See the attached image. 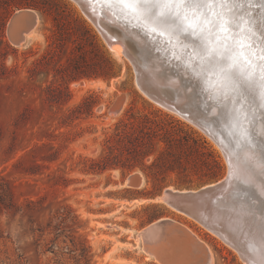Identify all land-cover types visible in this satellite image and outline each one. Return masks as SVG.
Here are the masks:
<instances>
[{
    "label": "rangeland",
    "instance_id": "obj_1",
    "mask_svg": "<svg viewBox=\"0 0 264 264\" xmlns=\"http://www.w3.org/2000/svg\"><path fill=\"white\" fill-rule=\"evenodd\" d=\"M15 1L0 0V264H173L171 245L170 251L165 249L170 252L167 255L161 249L151 250L138 236L141 229L161 217L193 231L211 251L210 264H246L218 236L157 200L166 187L197 188L224 176L227 161L214 140L188 119L143 94L135 83L130 60L124 53L117 55L109 48L75 1L46 0L49 12L16 7ZM238 7L225 31H218L221 22L206 7L188 10L190 21L184 24L187 30L179 32L170 22L153 24L142 17L123 11L122 14L135 30L155 44L166 41L168 46H176L183 55L196 60L198 68L203 69L201 87L208 88L224 69L238 81L239 85L232 84L234 89L222 83L219 93L205 95L207 104L219 103L227 110L239 101L245 111L259 110L260 115L255 116L263 122L264 96L258 87L264 65V59H260L264 56V0H244L243 6ZM22 8L35 11V21L30 22L34 23V32L13 43L7 25ZM219 9L215 11L220 12ZM241 14H247L244 18L249 21L244 26L238 25ZM110 69L114 75H100ZM79 72L80 78L70 79ZM94 72L99 75L88 76ZM248 74L252 75L250 80ZM90 92L96 94L95 105L87 111L83 109L77 118L68 116L70 108ZM127 111L140 117L146 113L161 126L150 135L153 152L143 159L149 165L157 157L158 164L145 167L144 171L139 166L129 171L120 166L101 173L87 171L90 160L102 155L118 162H126L132 153L138 157L140 146L135 141L140 138L136 133L127 139L117 136L108 146L104 142ZM255 127L252 125L253 133ZM143 138L149 137L145 134ZM238 139L240 145L257 146L253 138ZM263 150L261 147L264 155ZM257 160V170L261 168L264 173V161L259 157ZM163 164L171 169H159ZM129 177L135 179V184L126 183ZM259 200H254V209L261 221L264 199L261 203ZM150 203L158 206L146 207ZM259 239L264 247V238ZM203 258L195 264H203Z\"/></svg>",
    "mask_w": 264,
    "mask_h": 264
},
{
    "label": "water",
    "instance_id": "obj_2",
    "mask_svg": "<svg viewBox=\"0 0 264 264\" xmlns=\"http://www.w3.org/2000/svg\"><path fill=\"white\" fill-rule=\"evenodd\" d=\"M73 1L78 4L82 13L85 16L87 15L98 26L97 28L102 33L101 35L106 43L110 44L113 42L114 38L108 34V30L106 31L109 26L99 17L96 20L97 22L93 19L96 17L95 11L97 10L95 9L94 13L88 12L87 9L90 10L91 0ZM111 4L121 15L120 21L126 32L121 30L120 33L127 36L126 44L132 50L133 55L130 57L136 66L133 65L132 61L130 62L135 82H137L139 88L142 90L141 92L152 101L159 102L161 106L172 111L176 110L182 116L194 120L220 145L219 140L221 139L218 136L221 134H217L216 131L206 127V122H211L215 118L211 114L213 110L219 111L225 109L220 105L218 106V104L216 106L212 103L207 104V101L203 98L205 95L211 97L219 93L218 87L222 83L234 89L232 83L228 82L227 77L224 75L226 71L221 70L220 75L217 74V78L212 80L209 86H207L209 89L201 87L199 80L203 74V69L198 68L196 60L183 55L176 46H168L166 41V44H155L154 40L139 33L140 31L135 30L133 25L125 19L120 5ZM95 5L97 6V3ZM99 11H102V9H99ZM24 30L25 27H22L18 32L20 39ZM133 47L134 49H132ZM199 61L202 62L201 60ZM190 100L189 104H184ZM198 111L200 114L195 115L194 113ZM220 146H223V141ZM228 152H230L229 148ZM233 154L235 156L238 153ZM242 156L243 154L238 155V158L241 159L240 163L237 162L236 158L231 160V162L227 161L226 178L215 186L207 188L199 187L195 192H178L165 188L162 190L160 196L170 205L176 203L178 199L184 200L188 199V197L194 202L204 196L209 198V200H213L211 205H213L215 213L219 212L223 214L224 212L229 214L226 222L222 223V229H216L220 234L222 233L221 236H223L224 242L232 244L231 247L237 250L239 255L246 260L247 264H264V247L259 239L262 234V224L259 218L260 215H257L254 209V200L259 198L258 203H261L262 199H264V193L260 190L261 184L262 186L264 185V173L261 168L256 170V167H253V164H251L252 162L247 163ZM240 165L242 166V172ZM231 184H236V188L231 186ZM245 201L249 202L250 205L253 204V208L245 207ZM175 228L179 227L175 226Z\"/></svg>",
    "mask_w": 264,
    "mask_h": 264
},
{
    "label": "bare ground",
    "instance_id": "obj_3",
    "mask_svg": "<svg viewBox=\"0 0 264 264\" xmlns=\"http://www.w3.org/2000/svg\"><path fill=\"white\" fill-rule=\"evenodd\" d=\"M252 1V0H250ZM261 2V1H260ZM97 3V6L95 5ZM247 4V3H246ZM250 4V3H249ZM248 4V5H249ZM254 4V2L252 3ZM78 5V4H77ZM247 5V6H248ZM256 5V4H255ZM259 5V4H258ZM243 6V4H242ZM257 6V5H256ZM219 7V6H218ZM217 7V9H218ZM250 7V6H249ZM248 7V8H249ZM253 7V6H252ZM261 7V6H259ZM90 10H88V12H93L94 13V10L96 9L97 11H95V16L93 19L96 21L97 18H101L106 24L107 26H109L106 31L108 30V34L114 38L113 42H111L110 44H108L109 48L114 51V53H116L117 55H120L122 53L125 54V56L130 59V61H132L133 65L136 66L133 62V59L130 57L132 54V50L131 48H129V46L126 44V40H127V36L125 34L122 35V33H120V31H124L126 32L125 28L123 27V25L121 24V21H120V13L118 12V10L116 11L115 7L108 2V0H91V3H90ZM220 8V7H219ZM99 9H102V11H99ZM206 9V8H205ZM208 9V8H207ZM215 9V10H217ZM235 9V8H234ZM233 9V10H234ZM239 9V7H238ZM238 9H235L238 11ZM242 10V8H240ZM246 9V8H245ZM244 9V11H245ZM251 9V8H250ZM258 9L255 8V10ZM260 9V8H259ZM199 10V9H198ZM253 10V9H252ZM99 11V12H98ZM192 11V10H191ZM202 11V9H201ZM220 11V9H219ZM243 11V12H244ZM254 11V10H253ZM242 12V11H241ZM240 12V13H241ZM246 12V11H245ZM262 12V11H261ZM199 13V12H198ZM202 13V12H201ZM206 13V10L205 12ZM203 13V14H204ZM219 13V12H217ZM235 13V11H234ZM238 13V12H237ZM200 14V13H199ZM207 14V13H206ZM248 14V12H247ZM246 14V15H247ZM256 14V13H255ZM205 15V14H204ZM203 15V16H204ZM210 15V14H209ZM245 15V16H246ZM254 15V14H253ZM258 15V14H257ZM255 15V16H257ZM262 15V14H261ZM236 16V15H235ZM86 17L94 24V26L97 28L98 26H96V24L93 22V20H91L87 15ZM191 17V16H190ZM194 17V16H193ZM202 17V16H200ZM198 17V18H200ZM234 17V16H233ZM232 17V18H233ZM247 17V16H246ZM245 17V18H246ZM264 17V16H263ZM35 18H36V13L34 10L32 9H19L17 10L10 18L9 22H8V25H7V32H8V35H9V38L11 40V42L13 43H19L22 39H24V37H29L33 34L34 32V23H30V22H34L35 21ZM98 18V19H99ZM206 18H209V16H207ZM213 18V17H212ZM215 18V17H214ZM218 18V17H217ZM236 18V17H235ZM249 18V17H248ZM253 18V17H252ZM258 18V17H257ZM194 19V18H193ZM202 19V18H201ZM216 19V18H215ZM250 19V18H249ZM248 19V20H249ZM261 19V18H260ZM212 20V19H210ZM190 21V20H189ZM194 21V20H192ZM203 21V20H202ZM206 21V20H205ZM208 21V19H207ZM213 21V20H212ZM247 21V20H246ZM253 20H251L252 22ZM97 22V21H96ZM195 22V21H194ZM221 22V21H220ZM238 22V21H237ZM236 22V23H237ZM249 22V21H247ZM261 22V21H260ZM263 22V21H262ZM201 23V26L202 25V22L200 21ZM209 23V22H208ZM217 23V21H216ZM235 23V25H236ZM256 23V22H255ZM36 24V23H35ZM213 24V23H212ZM233 24V23H232ZM231 24V25H232ZM258 24V23H256ZM230 25V23H229ZM239 25V23H238ZM245 25V24H244ZM243 25V26H244ZM253 25V24H252ZM200 26V25H199ZM200 26V27H201ZM207 26V25H206ZM205 26V27H206ZM216 26V25H215ZM219 26V25H217ZM237 26V25H236ZM241 26V25H240ZM263 26V25H262ZM22 27H25V30L23 31V34H22V38L20 39V35L18 34L19 30L22 28ZM204 27V26H203ZM209 27V26H208ZM232 27V26H231ZM257 28V26H255ZM259 29L261 27L258 26ZM191 28V27H190ZM215 28V27H214ZM236 28V27H235ZM234 28V29H235ZM238 28V27H237ZM243 28V27H242ZM98 29V28H97ZM101 29V28H100ZM204 29V28H203ZM206 29V28H205ZM209 29H212V28H209ZM216 29V28H215ZM258 29V28H257ZM258 29V30H259ZM214 30V29H213ZM239 30V28H238ZM237 30V31H238ZM257 30V31H258ZM98 31L100 32V30L98 29ZM102 31V30H101ZM197 31V30H196ZM206 31V30H205ZM210 31V30H209ZM212 31V30H211ZM228 31V29H227ZM226 31V32H227ZM261 31L264 33V31L261 29ZM179 32V31H178ZM218 32V31H216ZM240 32V31H239ZM260 32V31H259ZM261 32V36H263V33ZM208 33V32H207ZM225 33V32H224ZM228 33V32H227ZM241 33V32H240ZM246 33V32H245ZM244 33V34H245ZM252 33V32H251ZM100 34H102L100 32ZM182 34V33H181ZM216 34H219V33H216ZM221 34V33H220ZM219 34V35H220ZM233 34V33H232ZM243 34V33H242ZM249 34V33H248ZM105 35V34H104ZM187 35V34H186ZM234 35V34H233ZM239 35V34H238ZM241 35V34H240ZM102 36V35H101ZM229 36V34H228ZM232 36V35H231ZM235 36V35H234ZM242 36V35H241ZM251 36V35H250ZM236 37V36H235ZM257 37V35H256ZM264 37V36H263ZM189 38V37H188ZM226 38V37H225ZM242 38V37H241ZM249 38V37H248ZM252 38V37H251ZM258 38V37H257ZM224 39V38H223ZM228 39V38H227ZM244 39H247V38H244ZM260 39V38H259ZM218 40V39H217ZM225 40V39H224ZM229 40V39H228ZM249 40V39H248ZM221 41V40H220ZM242 41V40H240ZM245 41V40H244ZM252 41V40H251ZM260 41V40H258ZM262 41V40H261ZM229 42V41H228ZM234 42V41H232ZM238 42V41H237ZM223 43V42H222ZM231 43V42H230ZM247 43V42H246ZM213 44V43H212ZM217 44V42H216ZM221 44V43H220ZM226 44V43H225ZM232 44V43H231ZM230 44V45H231ZM244 44V43H242ZM241 44V45H242ZM257 44V43H256ZM262 44V43H261ZM252 45V43H251ZM222 45H220L221 47ZM247 46V45H245ZM132 47V45H131ZM200 47V46H199ZM217 47V46H216ZM219 47V46H218ZM226 47V46H225ZM236 47V46H234ZM244 47V45H243ZM248 47V46H247ZM264 47V46H263ZM233 48V47H232ZM231 48V49H232ZM259 48H260V45H259ZM134 49V47L132 48ZM223 49V48H222ZM236 48H234L233 50H235ZM245 49V48H244ZM240 50H241V47H240ZM204 51V50H203ZM246 51V50H245ZM223 52V51H222ZM232 52V51H231ZM238 52V50H237ZM235 53V52H234ZM245 53V52H244ZM243 53V54H244ZM247 53V52H246ZM233 54V53H232ZM257 54V53H256ZM264 54V53H263ZM225 55V54H224ZM235 55V54H234ZM241 55V54H240ZM259 55V54H258ZM230 56V55H229ZM236 56V55H235ZM247 56V55H246ZM130 57V58H129ZM224 57V56H223ZM120 58V57H119ZM246 58V57H245ZM248 58V57H247ZM233 59H234V56H233ZM243 59V58H242ZM256 59V58H255ZM261 59V58H260ZM230 60V59H229ZM232 60V59H231ZM243 61V60H242ZM232 61H230L231 63ZM264 62V61H263ZM229 63V64H230ZM238 63L240 64V62L238 61ZM256 63V62H255ZM224 64V63H223ZM227 64V63H226ZM232 64V63H231ZM249 64V63H248ZM235 65V64H234ZM232 65V66H234ZM252 65V64H250ZM224 66V65H222ZM231 66V65H230ZM231 66V67H232ZM241 66V65H239ZM243 66V65H242ZM245 66V64H244ZM256 66V65H255ZM260 66V65H259ZM262 66V65H261ZM264 66V65H263ZM246 67V66H245ZM251 68L253 66H250ZM228 68V67H227ZM237 68V67H236ZM250 68V70H252ZM254 68V67H253ZM232 69H235V68H232ZM242 69V68H241ZM249 69V68H248ZM247 69V70H248ZM260 69V68H259ZM226 70V69H224ZM237 70V69H236ZM245 70V69H244ZM228 71V70H227ZM231 71V70H230ZM233 71V70H232ZM257 71V70H255ZM261 72V71H260ZM234 73V72H233ZM241 73V72H240ZM249 73V71H248ZM251 73V72H250ZM254 73V72H253ZM252 73V74H253ZM247 74V73H246ZM225 77H227V81L228 82H231L233 85H239L238 84V81H236L230 73H227L225 72L224 73ZM238 75V74H237ZM236 75V76H237ZM258 76V75H257ZM243 77V76H242ZM248 77H249V74H248ZM254 77V75H253ZM255 78H257L255 76ZM234 79V80H233ZM245 79V78H243ZM254 79V78H253ZM252 79V80H253ZM259 79V78H258ZM250 80V79H249ZM249 80H247L249 82ZM246 81V80H245ZM254 81V80H253ZM252 81V82H253ZM258 81V80H257ZM251 82V83H252ZM256 82V81H254ZM137 87L139 88L137 82H135ZM260 83V81H259ZM248 84V83H247ZM250 84V83H249ZM255 84V83H254ZM252 85V84H251ZM256 85V84H255ZM257 85H258V82H257ZM256 85V87H258ZM247 86V85H246ZM245 86V87H246ZM224 87V86H223ZM248 87V86H247ZM235 88V87H234ZM242 88V87H241ZM251 88L248 87V89ZM260 88V87H258ZM257 88V89H258ZM140 89V88H139ZM237 90V89H236ZM252 90V88H251ZM140 91H142L140 89ZM241 91V90H240ZM247 91V90H246ZM253 91V90H252ZM242 92V91H241ZM251 92V91H250ZM249 92V93H250ZM228 93V92H227ZM225 93V94H227ZM233 93V92H232ZM246 95V94H244ZM248 95V94H247ZM230 96V95H229ZM264 96V95H263ZM231 97V96H230ZM238 97V95H237ZM243 97V96H241ZM252 97V96H251ZM254 97H256L254 95ZM253 98V97H252ZM257 98V97H256ZM264 98V97H263ZM233 99V98H232ZM238 99V98H237ZM254 99V98H253ZM260 99V98H259ZM244 100H245V97H244ZM247 100V99H246ZM256 100V99H255ZM183 101V100H181ZM180 101V102H181ZM216 101V100H215ZM250 101V100H248ZM179 102V103H180ZM191 102L188 101L187 103H184V104H189ZM217 102V101H216ZM215 102V103H216ZM223 102V101H222ZM254 102V101H253ZM159 103V102H157ZM214 103V102H213ZM258 103V102H257ZM219 104V103H218ZM225 104V103H224ZM242 103H240L239 101H234L233 102V105L227 109V110H213L211 113L215 118L211 120V122H206V127H209L211 130L213 131H216L217 134H221L219 135L218 137L223 141V146H220L222 145V141L219 140L221 143L220 145L215 142H214L221 148L225 158H226V161H229L231 162V160L235 159L237 160L238 163L241 162V159L238 158V155L239 154H243V158L247 161V163H250L252 162L251 164H253V167H256V170H257V167L259 165L258 163V160H257V157L260 158L261 161H264V155H263V152L261 151V147H264V130H262L263 128V122L260 120L262 118H257L259 115L257 114V111L256 109L252 110L251 111H245V109L242 108ZM253 104V103H252ZM259 104V103H258ZM263 106H264V103H262ZM159 105H161L159 103ZM183 105V104H182ZM254 105V104H253ZM215 106V105H214ZM225 106V105H224ZM227 106V104H226ZM245 106V105H244ZM258 106V105H257ZM262 106V107H263ZM176 108V107H175ZM247 108V107H246ZM255 108V107H254ZM261 108V106L259 107L258 106V109ZM195 110V109H194ZM172 111V110H171ZM173 112L175 113H178L180 114V112H176V110H174ZM195 115L197 114H200V112L198 111L197 113H194ZM257 114V117L255 116ZM264 114V113H263ZM182 116V114H180ZM184 118H186L185 116H183ZM188 119L189 121H191L192 123H194L196 126H198L200 129H202L199 124H197L196 122H194V120H191L189 118H186ZM258 121L256 122L255 124H252L251 122L252 121ZM264 120V118H263ZM201 125V124H200ZM252 125H256L255 127V131L256 133H253V130H252ZM205 127V126H204ZM203 130V129H202ZM204 131V130H203ZM205 132V131H204ZM206 133V132H205ZM209 135V134H208ZM222 136V137H221ZM248 137V138H253V141H254V144H256V148L252 145H249V144H246V145H240V141L238 138L240 137ZM227 146V148H226ZM228 148L230 149V152H228ZM264 151V150H263ZM236 152L238 154H236ZM235 153L236 155L234 156ZM240 160V161H238ZM245 162V161H243ZM241 166V165H240ZM242 166H241V172H242ZM246 172V171H245ZM226 174V172H225ZM224 174L223 177H221L220 179H217L215 181H212V182H209L207 184H204V185H201L199 187H203V188H207V187H211V186H215L216 184H219L221 183L226 177V175ZM235 174V173H234ZM236 176V174H235ZM229 179V177H228ZM128 185H132V184H135V179L133 177H129L128 181L126 182ZM231 186H233L234 188H236V184H231ZM199 187L197 188H173V187H166L172 191H180V192H187V191H191V192H195ZM260 190L263 191L264 193V187L263 186H260ZM262 193V194H263ZM190 197H188V199H184V200H176V203H172V205L168 204L167 202H165L162 198V196H158L157 197V200H161V201H164L168 206H170L172 209L182 213V214H185L186 216L194 219L196 222H198L199 224H201L203 227H205L207 230H209L210 232H212L213 234H215L216 236H218L223 242L225 240H223V236L222 233L220 234L216 229L220 230L222 229V223L226 222V220L229 218V214L228 213H224L221 214L219 212L215 213V211H213V205H211L213 203V200H209V198H206V196L200 198V200L198 201H192L189 199ZM189 200V201H188ZM244 205L245 207H249L251 206L253 208V204L250 205L249 202H244ZM216 206V205H215ZM218 207V206H217ZM261 215H264V210L261 211ZM169 218L167 217H161V218H158L154 221H152L151 223H149L147 226H145L143 229L140 230V232L138 233V236L140 238H142L144 244L148 247H150L151 250H153L152 248H157V249H161L162 252L164 253L165 249H168L169 245H171L173 252H167V250L165 251L167 255H169V253L172 255L171 257L173 258V264H195L196 262H198L199 258H202L204 257L202 260L205 262V264H210L212 263L211 262V251L209 249H206L204 247V245L201 243V241H199V239L192 233L193 231H191V233L189 231H187L186 227L185 229L182 228L181 226L175 224V223H172L170 221ZM172 220V219H171ZM222 220H224L222 222ZM177 223V222H176ZM261 223L263 224L262 225V234H261V237L264 238V219L261 220ZM159 224V225H157ZM175 226H178L179 228H175ZM204 243V242H203ZM226 244H228L230 247L232 244H229L228 242H225ZM261 243H263L261 241ZM170 248V247H169ZM233 248V247H232ZM234 250H236L235 248H233ZM144 250L145 247H144ZM164 250V251H163ZM210 251V252H209ZM237 251V250H236ZM148 252V251H147ZM159 252V251H158ZM211 254L210 256L208 255L209 253ZM152 253V252H151ZM162 253V255H163ZM238 253V252H237ZM158 254V253H157ZM239 254V253H238ZM154 256V255H153ZM164 256V255H163ZM209 256V258H208ZM240 256V255H239ZM166 257V256H164ZM168 257V256H167ZM166 257V258H167ZM241 257V256H240ZM264 257V256H263ZM161 258V257H160ZM170 258V257H169ZM167 258V259H169ZM242 258V257H241ZM245 263L247 264L246 260L244 258H242ZM247 259V258H246ZM202 260L200 259V261L202 262ZM264 260V258H263ZM165 261V260H164ZM168 261V260H167ZM203 262V264H204ZM171 263V262H170ZM200 263V262H199Z\"/></svg>",
    "mask_w": 264,
    "mask_h": 264
},
{
    "label": "trees",
    "instance_id": "obj_4",
    "mask_svg": "<svg viewBox=\"0 0 264 264\" xmlns=\"http://www.w3.org/2000/svg\"><path fill=\"white\" fill-rule=\"evenodd\" d=\"M14 6L30 7V8L38 9L43 12H49V8L46 3V0H16L14 2ZM54 21H56V18H54ZM58 24L59 23H56V25ZM82 27L85 31L89 32L88 27L84 25V23H82ZM62 35L63 34H60V36ZM109 62L111 64H114V62L111 60ZM114 74L115 72H113L110 69V70H105L100 75L106 78H109L110 76ZM97 75H99L97 72L88 74L89 77L97 76ZM81 76H82L81 72H79L77 75L76 74L72 75L70 79H78ZM96 101H97L96 94L93 92H90L87 96H84L77 104H75L72 108H70L68 116L70 117L72 116L71 118L79 117L82 113H84L83 109H86V111L87 109L88 110L91 109L95 105ZM128 111L125 113L124 117L120 118L115 123L113 132L106 135V137L104 138V142L106 146H108L113 141L112 139H114L117 136L127 139L128 136L136 133L135 135H137L140 138L137 141H135V143H137L138 146H140L138 157L136 158L137 153L135 154L132 153L126 157L127 158L126 162H118V160L116 161L110 160L108 155H102L97 159L92 158L90 160V165L88 166V169H86L87 171L101 173L109 168L116 167V166H120L121 168L126 169L128 171L132 170L135 166H139L144 171L145 167L150 168L158 164L157 157H155L149 165L145 164L143 159L153 152L154 143L152 140L149 143V140L151 139L150 135L162 129L161 126L159 125V123H157L156 119H154L153 117H150L146 113L142 114L140 117V116H135L134 114L129 113ZM145 134L147 135V137H149L146 140H144L143 138ZM128 141L130 142L129 139ZM163 141L165 140L163 139ZM129 159H132V160H129ZM159 169H171V167L168 165L165 166V164H163L160 166ZM152 195L153 194H151V196ZM156 206H158L157 203H150L146 205V207H156Z\"/></svg>",
    "mask_w": 264,
    "mask_h": 264
},
{
    "label": "snow or ice",
    "instance_id": "obj_5",
    "mask_svg": "<svg viewBox=\"0 0 264 264\" xmlns=\"http://www.w3.org/2000/svg\"><path fill=\"white\" fill-rule=\"evenodd\" d=\"M108 2L120 5L125 14L142 17L149 23L170 22L176 26L178 31L187 30L184 24L189 22L188 10L194 7H206L213 15H217L221 21L218 31H225L234 15L233 9L243 4L244 0H108ZM217 6L221 9L219 13L215 11ZM245 15H240V25L247 23L244 18ZM261 59H264V56H261ZM247 62L251 63V61ZM251 78L252 75L249 74L248 79ZM260 80L261 94L264 95V66H262Z\"/></svg>",
    "mask_w": 264,
    "mask_h": 264
}]
</instances>
